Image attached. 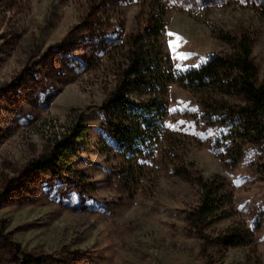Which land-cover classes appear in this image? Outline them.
<instances>
[{"label": "rangeland", "instance_id": "obj_1", "mask_svg": "<svg viewBox=\"0 0 264 264\" xmlns=\"http://www.w3.org/2000/svg\"><path fill=\"white\" fill-rule=\"evenodd\" d=\"M158 5L166 71L246 37L264 80V0H0V264H264V139L238 90L170 84L165 137L145 158L109 134L129 39ZM77 125L67 158L36 168ZM213 182L217 211L197 222Z\"/></svg>", "mask_w": 264, "mask_h": 264}, {"label": "trees", "instance_id": "obj_2", "mask_svg": "<svg viewBox=\"0 0 264 264\" xmlns=\"http://www.w3.org/2000/svg\"><path fill=\"white\" fill-rule=\"evenodd\" d=\"M153 12L146 30L131 36L124 54L126 68L106 104L109 134L121 152L134 159L145 158L148 151L159 146L166 133L167 107L165 97L172 83L191 88L209 90L220 85L227 90H238L244 106L241 113L248 118L252 132L264 139V80L260 81L258 68L253 60L251 43L242 37L233 53L215 57L199 69L178 74L162 67L161 39L164 33L165 12L161 5ZM137 99L139 101H137ZM79 126L56 142L49 157L36 163L39 170H54L66 159L64 154L81 136ZM215 183L202 184V207L196 221L207 220L217 211L213 193ZM35 264L27 257L23 264Z\"/></svg>", "mask_w": 264, "mask_h": 264}, {"label": "snow or ice", "instance_id": "obj_3", "mask_svg": "<svg viewBox=\"0 0 264 264\" xmlns=\"http://www.w3.org/2000/svg\"><path fill=\"white\" fill-rule=\"evenodd\" d=\"M241 2H244V0H241ZM174 35L176 38V42H170V48L174 52L175 59L176 60H186V59L190 58V54H180L178 52V48H179L180 44L182 43V38L176 34L169 33V36H174ZM181 70H186V69H181ZM176 110L177 109H173L172 111H176ZM181 123H183V122H181ZM241 207H243V206H241Z\"/></svg>", "mask_w": 264, "mask_h": 264}]
</instances>
